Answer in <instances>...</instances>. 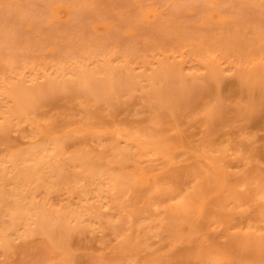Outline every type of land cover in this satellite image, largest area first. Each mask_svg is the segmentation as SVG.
Wrapping results in <instances>:
<instances>
[{
  "label": "rangeland",
  "instance_id": "obj_1",
  "mask_svg": "<svg viewBox=\"0 0 264 264\" xmlns=\"http://www.w3.org/2000/svg\"><path fill=\"white\" fill-rule=\"evenodd\" d=\"M216 10L227 16L228 20L222 23L218 22V17L211 18L208 16ZM153 11H157V15L151 14ZM210 55L214 56L211 57ZM210 58L218 59L217 64L219 65L216 71L212 65L211 68L210 66L207 67V61L210 63ZM260 59H264V0H218V3H214L212 0H0V81H2L0 84V115L3 114L0 116V124L4 123L0 125V138H4L2 139L3 141L0 140V148L2 149L0 156H5L4 154L8 153V149L11 148L12 152L17 149L20 150V147L23 150L31 148L34 145L33 142L49 147L47 144L51 145L49 137L42 136L41 133H51V130H54V132L57 131L55 133L57 134L56 137L62 141L59 143H64L61 145L64 146L66 151V158L69 154L68 157L71 159L74 157L79 160L78 155H81L85 159L80 157V160L91 161V165H89L92 167L97 164V166L101 165L102 169L118 172L119 167L116 169L114 163L111 162H113L118 153H125L126 155L124 147L125 150H128L126 148L132 146L108 132L102 133L103 129H100V127H116L120 124L125 128L124 131L130 128L129 132L126 131L127 134H134V129L137 128L136 131L139 132V136H146L149 132L148 135L173 138L175 131L171 128L170 114L179 115L176 120V126L181 130L182 138H190L196 141V144L199 143V140L209 142L217 139V137L224 138L223 136L226 135L227 131L232 136L233 129H235L233 132L235 135L237 133L240 135V132H244V143H247L246 140L249 136L253 139L259 138L262 141L264 138V70L261 72L262 74L260 73L259 76L254 78L257 83L255 81L251 83V80L254 79L249 80L248 77L246 78L250 81L249 85L246 86L247 88L245 87L246 89L240 87L243 84L238 85L240 80L237 74L239 65L243 64V66L247 67L252 65V60L253 63L254 60L259 61ZM161 65L163 68H160ZM83 72L87 73L84 74ZM245 74H247L246 71ZM47 78L49 79L47 80ZM83 78L88 83L85 82V79L81 80ZM131 79L132 81H130ZM49 80L55 83L49 82ZM116 80L119 81L117 82ZM51 83H54V86ZM84 83L86 84L85 88H80L85 85ZM2 84L4 85L2 86ZM89 85H91V88L86 89ZM252 85L253 89L250 92ZM249 86L250 88H248ZM3 89L7 90L8 94ZM36 89L38 90L36 91ZM40 89L42 90L40 91ZM55 90L57 91L55 92ZM24 91L27 92L26 97ZM39 92L43 93L40 94ZM58 93L60 94L58 95ZM102 96L106 98H102ZM9 97H12V99ZM15 100H19L20 102L16 103L23 105L22 107L26 108L27 113L29 112L26 116L27 119H29L28 117L32 118L31 124L29 120H25L26 118L22 119L17 115L16 118L18 119L14 118L15 115L13 116V114H11L12 116L10 115L13 118L10 119L11 121L9 120L11 117L8 116V112ZM155 101L157 104H155ZM33 102L35 106L32 105ZM32 106L33 108L31 109ZM179 108H182V110L180 111ZM158 110L161 113L167 112L161 115ZM156 113H159L161 118L158 114L157 117ZM207 113L211 114L213 118ZM208 117L209 120L207 119ZM5 122L7 123L5 124ZM16 123L19 128L16 127ZM75 123L76 125H72ZM205 123L210 127H207L208 125L206 126ZM121 126L120 128L122 129ZM21 127L25 128L24 131ZM76 129H79L80 132ZM38 130L41 132H38ZM58 130L62 135L58 133ZM20 132L21 134L24 133V136H21ZM223 132L225 135H223ZM229 133L227 134L228 136H230ZM243 134L240 136H243ZM95 135L97 136L96 138ZM13 136L17 137L14 139ZM72 139L75 140L72 141ZM83 141H85V144H83ZM97 141L99 143H96ZM8 143H14V147L13 145H8ZM90 146L92 149L89 148ZM95 147H98L96 151L93 149ZM106 148L110 149L111 154L106 151ZM99 149L105 150L100 153ZM88 150L95 151L93 154H98L93 155L91 151L90 155ZM81 151H84L85 154L84 152L81 153ZM186 156V154L181 153L178 158ZM107 157H111L110 162L106 159ZM141 160L145 167H151L160 162L153 157H142ZM75 163L78 162L75 161ZM233 163L232 170L234 172H240L244 169V166H240L238 161L233 160ZM129 164L131 167V163ZM128 165L126 164V166ZM112 167L115 168L113 169ZM124 168L126 167L124 166ZM183 169H185L183 162L176 163L171 168L173 172H181ZM63 172L67 177L69 171ZM69 173L72 174L71 171ZM58 180L59 178H57ZM61 183L60 185H62ZM60 185L53 189H58ZM52 190L51 192L53 193ZM58 190H55L56 193L54 192L53 195L51 193L48 194L52 195L51 198L50 196L47 198L51 199L50 204L48 202L45 203L43 200L44 197L42 195L45 198L47 197V193L44 190L39 189L36 191V195H39L37 198L41 199L42 197L41 200L45 203L43 204L41 203L42 201L38 200L35 201L38 205V210L42 212L41 215H45L47 209H49V216L56 213L58 217L61 209L62 211L64 210L63 212L68 210L67 214L72 213L73 210L80 212L86 209V204L80 205L82 201L77 203L81 198L79 193V195L76 194L79 196H76L79 200L71 197L73 194L74 197L77 191L69 194L71 199L64 192L65 190H60V188ZM57 192H59L58 195H56ZM257 202L262 206L255 205ZM257 202L253 203V205L246 204V206L239 209L236 213L232 232L237 231L235 233L244 236L249 230L261 231V223L257 220L254 212L255 209L259 210L258 208L260 207L264 209L262 208L264 207V201ZM219 203L220 201L217 200V208H219ZM72 206L73 208L75 206V208L73 209ZM53 209H55V212L51 214L50 212ZM63 215V217L60 216V219L64 225L58 224V227L63 230V226L67 223H64V221H69L66 224L69 228L65 227L67 231L61 230L59 232L58 228L56 229L54 226L55 229L52 228L51 230L53 231H50L49 234L51 235V232H53V235L57 237L55 239L57 241L53 240L55 237L52 235L51 241L47 240V237L50 236L46 235L47 237H45L42 231L35 232L36 234L33 232L36 237L39 234L37 238L35 235L30 237L32 232L29 233L30 236L28 233L24 235V231L21 228L17 229V234L12 235L13 237L11 236L9 243L5 244L0 241L2 242L0 243V264H58L56 260L61 258L63 254V256L66 254L69 257L67 258L69 263H77V260L81 259L80 264H83L85 259L88 261L87 258L97 254V252L98 254H102L105 250L106 253L111 252L113 245L120 242V237L116 238L115 236L110 237L111 235H107L103 238L97 232L94 233L92 231V233L91 230L95 227L93 224L95 222L89 223L87 222L88 219H86L87 223L85 224V218H83L82 221L80 219L76 221H79V223H76L70 218V215L68 216L64 213ZM73 215H75V212ZM80 221L84 227L79 225ZM89 224H93L94 227L92 228ZM123 224H126V222L122 221L117 224L118 231L122 234L124 231V234L128 235L129 226H123ZM224 225L223 223L218 224V227L216 224L212 225V228L217 227L215 231H218L216 242L225 240L224 236L219 237L220 232L223 231L225 233ZM125 226H127L126 229ZM40 235L44 236V238ZM99 236L102 238L99 239ZM112 238L114 239L113 241H111ZM27 239L29 241H24ZM62 239L64 241L61 242ZM65 239H68L69 242L68 240L66 242ZM17 240L18 242H16ZM52 241L62 243L60 245L61 248L59 246L60 243L54 244ZM109 241L114 244L112 247L109 246L111 249L108 247V250L103 249V251L102 248H107L105 244L109 245ZM154 244L152 246L156 247ZM186 244H183L184 246L182 247L181 243H176V247L173 248L176 251L174 253H181L185 247L188 248ZM177 245L179 250H176ZM55 247L58 250L60 249L61 254L64 252L56 260L50 254L54 252V250L52 252V249ZM57 249L55 248V250ZM58 253L59 251L56 254ZM109 256L111 255L107 257Z\"/></svg>",
  "mask_w": 264,
  "mask_h": 264
},
{
  "label": "bare ground",
  "instance_id": "obj_2",
  "mask_svg": "<svg viewBox=\"0 0 264 264\" xmlns=\"http://www.w3.org/2000/svg\"><path fill=\"white\" fill-rule=\"evenodd\" d=\"M212 1L214 3H218V0H212ZM42 7H43V5H42ZM33 12H34V10H33ZM152 13L157 15L158 12L153 11V12H151V14ZM208 16L211 18H214L216 16V17H218V22H222V23H224L225 21L228 20V17L225 16L219 10H216L215 12L210 13ZM4 34H5V32H4ZM3 39H5V37H3ZM213 56H211V57H213ZM217 60H218L217 58H215V59L210 58V63L207 61V63H208L207 67L210 66V68H211V65H212V67L216 68V69L214 68V70L216 71L217 67L219 65V64H217V62H218ZM252 61H251L252 65H248L247 67L243 66V64L238 66V69H237L238 73L237 74H238L239 80H240V82H238V85L243 84V86H240V87L245 88L246 86H248L249 85L248 83H250V81H248V79L251 80V79L256 78L264 70V59H260L259 61L254 60L253 63H252ZM121 62H123V61H121ZM86 63H88V62H86ZM118 66H120V65H118ZM160 68H163L162 65ZM113 70H114V68H113ZM62 71H63V69H62ZM157 71H158V69H157ZM245 71L247 72V74H245ZM89 72H90V70H89ZM242 72H244V73H242ZM85 73H87V72H85ZM119 74H120V72H119ZM125 74H127V73L125 72ZM59 75H61V74L59 73ZM151 75H152V73H151ZM86 76H87V74H86ZM92 77H94V76H92ZM106 77H108V76H106ZM220 77H221V75H220ZM247 77H248V79H246ZM78 78H80V77H78ZM115 78H117V77H115ZM115 78H114V80H115ZM48 79L49 78H47V80ZM50 79H51V76H50ZM84 79L85 78H83L81 80H84ZM118 79L120 80L119 77H118ZM139 79H141V78H139ZM169 80H171V79H169ZM107 81H108V79H107ZM130 81H132V79ZM252 81H255V79L251 80V83H252ZM49 82H54V81L49 80ZM85 82H87V80ZM244 82L247 83V85H245ZM1 83H2V81H0V84ZM22 83H23V80H22ZM105 83H106V81H105ZM255 83H257V81H255ZM3 85L4 84H2V86ZM85 86H86V84L83 87L82 86L81 87L79 86V87L85 88ZM252 87H253V85L251 86L250 92L253 89ZM13 88H14V86H13ZM88 88L90 89L91 85L87 86L86 89H88ZM248 88H250V86ZM27 89H28V87H27ZM37 90L38 89H36V91ZM41 90L42 89H40V91ZM103 90H105V89L103 88ZM6 91L7 90H4V92H6ZM56 91L57 90H55V92ZM44 92H46V91H44ZM55 92H53V93H55ZM6 93L8 94V91ZM26 93L27 92H25V94ZM39 93L41 94L43 92H39ZM89 93H91V92H89ZM164 93H163V95H164ZM47 94H48V92H47ZM59 94L60 93H58V95ZM55 95H56V93H55ZM26 96H27V94L25 95V97ZM253 96H252V98H253ZM2 97H3V95H2ZM12 97H13V95H12ZM12 97L11 98L9 97V98L12 99ZM43 97H45V96H43ZM92 97H93V95H92ZM104 97L102 96V98H104ZM164 97H166V96H164ZM164 97H162V98H164ZM182 98H184V97L182 96ZM27 99H28V97H27ZM91 99H93V98H91ZM5 100L7 101L6 97H5ZM154 100H156V99H154ZM21 101H22V99H21ZM156 101H155V104H157ZM16 102L19 103L20 101L15 100V103L12 105L11 109H9V112H8L9 115L8 116L11 117L12 116L11 114H13V116L15 115L14 118H16V115L19 118L21 117L22 119L26 118L25 120H29V122L31 124L32 118L28 117L29 119H27V116H26V115H28L29 112L27 113V110H25L26 108L22 107L23 105L21 106L20 104H18ZM29 104H30V102H29ZM34 104L35 103L33 102L32 105H34ZM32 108H33V106L31 107V109ZM168 108H169V105H168ZM179 109H180V111L182 110V108H179ZM3 110H5V109H3ZM30 110H28V111H30ZM159 110H161V109H159ZM31 111H33V110H31ZM166 112L164 111V113H166ZM178 112H176V113L179 114L180 112L179 113ZM212 112H213V110H212ZM164 113H161V115ZM157 114L159 115V113H156L155 115H157ZM208 114L209 113H207V115ZM249 114H250V112H249ZM252 114H251V117H252ZM2 115H0V116H2ZM158 115H157V117H158ZM30 116H32V115H30ZM209 116L212 117L211 114H209ZM3 117L7 118L6 116H3ZM108 117H107V119H108ZM159 117L161 118L160 115H159ZM178 117H179V115L176 116L175 114L169 115V119L172 122L171 128H172V130L174 129V131H175L174 132L175 136L173 138H165L163 136H157V135L156 136L148 135L149 132H148V134H146V136H139L140 135L139 132L136 131L137 128L134 129V134H129V133L127 134L126 131L129 132L130 128L127 129V127H126L127 130L124 131L125 128L122 127L120 124L119 125L122 127V129L120 128L119 125L116 127L109 126L107 128H106V126H103L102 128L100 127V129L104 130V131L102 130V133L108 132V133L112 134L113 136L121 139V141L124 140L126 142V144H129L132 146L129 148L127 147L126 149H128V150H125V147H124V152H126V155H125V153H118L116 158L114 160L112 159L113 162H111V163H114V166H116V169L119 167L118 172L102 169L103 167H101V165L97 166V164L92 167V166H90L91 161L89 162V160H87L88 161V163H87L86 160H83V159L80 160V157L85 159V157H82L81 155L80 156L78 155L79 160H78V158H74V157L71 159L70 157H68L69 154L67 155V158H66V153H65L66 151L64 150V146H62L64 143L63 144L61 143L62 145L59 143L62 141H60V139L58 137H56L57 134H55V133H57V131L54 132V130H51L52 131L51 133H47V132L46 133L42 132L43 134L41 133L42 136L49 137L50 140L47 138L49 140V142L51 143V145H49V143H47L49 147L44 146L43 144H39L37 142H33L34 145H32V147H31L32 149L26 148L27 150L26 149L23 150L20 147L21 151L17 149L16 151L13 150V152H12V150H11L12 148L11 149L6 148L9 150V152L7 151L8 153L4 154L5 156H0V241H3L5 244L9 243L8 241L10 240L11 236L12 235L14 236V234H17L16 233L17 229H20V228L22 231H24V233H23L24 235L27 233L29 235V233L32 232L31 236L29 235L30 237L35 235L36 234L35 232L42 231L44 233L43 235H45V237H47L46 235L50 236V237H47V240L49 239V241H51L50 240L51 235L53 237H55L53 235V232H51L52 234L49 235L50 231H53L51 229L52 228L53 229L58 228L57 230L59 232H61V230H62V229H60V227H58L59 226L58 224L64 225V224H62L61 219H60L61 217L64 216L63 215V213H64L68 216L70 215L71 216L70 218H72V220H74L75 222L77 220H80V219L82 221L83 218H85L84 219L85 224L87 222H89V223L95 222V223H93L95 225V227L93 224L92 225L89 224L92 226V228L94 227L92 230L91 229L90 230H91V232L93 231L94 233L97 232L100 236H103V238H104V236H107V235L108 236L111 235L110 237L115 236L116 238L120 237V242L118 244L115 243L116 245H113L114 243L111 244V242L109 241V243L111 245L105 244V246L107 245V248H102V250L103 249L108 250V247L109 246L112 247V245H113L111 252L108 251L109 253H106L105 252L106 250L105 251L103 250L104 251L102 253L103 255L98 254V252H97V254H94L91 257L89 256L90 258L89 257L87 258L88 261H86V259L84 258L85 259L84 261L86 264L87 263L88 264H264V209H261V207L259 206L260 207V208H258L259 210L255 209V212H254L255 213L254 215L256 216L257 220L261 223V227H260L261 231L249 230V232L246 233L244 236H242V234L235 233L237 231H235V232L231 231L235 225L236 213L239 211L240 208L246 206V204L253 205V203L255 204V202H257V201H260V202L264 201V173H263L264 172V164H263L264 163V138L261 141L259 138L253 139V138H250V136H249V138H247V140H246L247 143H244L245 142V136L243 134L244 132H240V135L243 134V136H240L239 133H237L235 135V133H233L235 131V129H233L232 134L234 136L233 135L231 136L230 133L227 131L226 135L223 132V135H225L226 138H225V136H223L224 138H218L217 137V139H213L209 142L199 140V143L196 144V141H194L190 138H182V135L180 134L181 130L176 126V124H177L176 120L178 119ZM211 117H210V119H211ZM12 118L13 117L9 118V120ZM16 119H18V118H16ZM152 119H153V117H152ZM207 119L209 120V117ZM109 120H112V119H109ZM154 121L155 120L153 119V122ZM20 122H21V120H20ZM6 123L7 122H5V124ZM2 124H4V123L2 122L0 125H2ZM208 124H209V122H208ZM208 124H206V126ZM72 125H76V123L72 124ZM79 125H81V124L79 123ZM209 125L207 127H210ZM16 127H18V124L16 125ZM53 127H55V126H53ZM239 128H241V127H239ZM24 129H23V131H24ZM58 129H60V128H58ZM86 129L88 130V128H86ZM91 129L93 130V128H91ZM69 130L71 131V129H69ZM241 130H239V131H241ZM12 131H14V130H12ZM38 132H41V131L38 130ZM79 132H80V130H79ZM123 132H125L126 134ZM18 133H19V131H18ZM58 133H59V130H58ZM150 133H151V131H150ZM228 133L230 136L227 135ZM20 134H21V132H20ZM22 134H21V136H24V133H22ZM59 134L62 135L61 133H59ZM70 134H72V133H70ZM88 134H87V136H88ZM100 135H102V134H100ZM16 137H14V139ZM80 137H81V135H80ZM96 137L97 136L95 135V138ZM101 137H103V136H101ZM56 138H58V139H56ZM83 138H85V137H83ZM2 139H4V138H2ZM2 139L0 138V140H2ZM26 139H28V138H26ZM261 139H262V137H261ZM74 140L75 139H72V141H74ZM102 140H104V139L102 138ZM6 141H8V140H6ZM72 141H70V142H72ZM98 141H99V139H98ZM98 141L96 143H99ZM259 141H261V142H259ZM84 142L85 141H83V144H85ZM104 142H107V141H104ZM9 144L10 143H8V145ZM16 144H17V142H16ZM102 144H103V141H102ZM105 144H107V143H105ZM10 145H13V147H14V143H12ZM129 145H125V146H129ZM2 146H3V144H2ZM91 146L89 148H91ZM18 147H15V148H18ZM29 147H30V145H29ZM89 148H87V149H89ZM96 148H98V147H95L93 149L96 151ZM108 148H106V151L110 150ZM1 150L2 149L0 148V151ZM3 150H4V148H3ZM10 150H11V152H10ZM104 150L99 149V152L101 151L100 153H102V151L104 152ZM91 151L88 152L90 155H91ZM95 151H92V154ZM82 152H84V151H81V153ZM9 153H11V154H9ZM181 153L186 154L187 156L183 157V158H178L179 154H181ZM1 154H3V153H1ZM84 154H85V152H84ZM84 154H83V156H84ZM97 154H93V155H97ZM106 154H107V152H106ZM110 154H111V152H110ZM112 154H114V153H112ZM123 155H125L126 157L125 156L123 157ZM104 156L106 157V155H104ZM71 157H72V155H71ZM142 157L157 158L158 161H160V162L157 165H154L151 167H145L143 165V161L141 160ZM110 158L111 157L106 158L108 160V162H110ZM95 159H97V158H95ZM98 159H99V157H98ZM233 160L238 161L240 166L243 165L244 169L240 172H234L232 170V167L234 166ZM75 161L78 163H75ZM108 162H105V163H108ZM182 162L184 163L185 169H183L181 172H173L171 170V168L174 164H176V163L179 164ZM111 163H109V164H111ZM128 163H131V167H130V164L128 165ZM126 164L129 166V169H128V166H126ZM124 166L128 170L126 168H124ZM64 167H65V169H64ZM68 168H69V170H67ZM261 169H263V170H261ZM63 171H65V172L71 171L72 174H70L68 172L69 175L67 174V177H66V174ZM57 178H59L58 181H57ZM61 181H62V183H61ZM57 183H59V184H57ZM60 183L62 185H60ZM59 185H60V187H59L60 190L61 189H63V191L65 190L64 192H66L67 195L73 194L74 192L77 191V193H75L74 197H73L74 194L72 196L69 195V197L71 196L72 198L75 199L76 196L80 194L79 196L82 199L80 198V201H77V203L78 202L80 203L82 201L80 203V205L86 204L87 205L86 209L80 211V208H79L80 212H78V210L77 211L73 210V212L72 213L70 212V214L69 213L67 214L68 210H67V212H63L64 210L62 211V209H61L60 215L58 214L59 217L57 216L56 213L53 214L52 216H49V214H48L49 209H47V213L45 212V215H41L42 212H40L38 210V205L36 204L35 201L38 200L40 202L42 201L41 203H43V204H45L47 202H48V204H50L51 203L50 198L53 195V193L55 192V190L59 191L58 190L59 188L58 189H53V188H56ZM39 189L44 190L47 193L46 198L44 195H42V197H44L43 200L45 203L43 202V200H41L42 197H41V199L37 198V196H39V195H36V191ZM51 190L53 191V193L51 192ZM49 193H51L52 195L51 196L48 195ZM58 193L59 192H57L56 195H58ZM48 196H50L49 199H47ZM79 196H77V197H79ZM70 198H68V199L70 200ZM76 199L79 200V198H76ZM45 200H48V201H45ZM217 200L220 201L219 208L216 207L217 206L216 205ZM56 201H58V200H56ZM74 203H76V202H74ZM89 203H91V204H89ZM257 203L255 205H257V206L261 205L260 203H258V204ZM56 205H58V204L56 203ZM65 205H67V204H65ZM72 205H74V204H72ZM72 208H73V206H72ZM74 208H75V206H74ZM262 208H264V207H262ZM67 209H68V207H67ZM87 209H88V211H87ZM54 210L55 209H53L50 213L52 214L53 212H55ZM69 210H70V208H69ZM219 210H220V212H219ZM74 212H75V215H73ZM76 212H78V213H76ZM61 213L63 216L61 215ZM72 215L74 218L72 217ZM224 217H225V219H224ZM86 219H88L87 222H86ZM81 221H80L79 225L83 226V224H81L82 223ZM122 221L126 222V224H123V226L124 225L129 226V228H128L129 234L128 235L126 233H125L126 234L125 235L124 231H123V234L118 231L117 224L119 222H122ZM65 222H67V223H65ZM68 222L69 221H64L65 226H63L64 228L61 227V228H63L62 231H67L65 229V227H67V229L69 228V226L66 225V224H68ZM76 223H79V221ZM144 223H146V224H144ZM217 223L218 224H222V223L225 224L224 225L225 233L223 231L219 233V237H223V236L225 237L224 241L216 242V237H217L218 231L216 232L215 230L218 227ZM214 224H216L217 227L212 228V225H214ZM54 226H55V228H54ZM126 227L127 226H125V229H126ZM33 232L35 234H33ZM38 235H37V237H38ZM40 236H42V235H40ZM100 236H99V239L102 238ZM35 237H36V235H35ZM15 238H18V237H15ZM42 238H44V236H42ZM97 238H98V236H97ZM97 238H96V240H97ZM55 239H57V237L53 238V240H55ZM22 240H23V238H22ZM66 240H68V239H65V241ZM113 240L114 239L112 238L111 241H113ZM24 241H29V240L27 239ZM55 241H57V240H55ZM62 241H64V240L62 239L61 242ZM152 241H153V243H151ZM16 242H18V240ZM68 242H69V240H68ZM85 242H87V241H85ZM0 243H2V242H0ZM52 243L56 244L58 242L52 241ZM72 243H73V241H72ZM176 243H178V244L181 243L182 247L184 246L183 244L187 243L186 245L188 246V248L185 247L186 249L184 248L185 250L183 249L181 253H178V251H177L178 254H175L174 253L175 249L173 250V248L176 247L175 246ZM19 244H20V242H19ZM47 244H48V242H47ZM51 244H49V245H51ZM61 244L62 243H60L59 246ZM152 244H154L156 247L152 246ZM16 245H18V244L16 243ZM59 246L57 245V247H59ZM102 246H104V245H102ZM179 246H181V245H179ZM7 247H9V246H7ZM10 247H12V246L10 245ZM57 247H55V248L57 249ZM111 247H109V248L111 249ZM55 248L52 249V252H53V250H54V252L50 253V254H52L53 255L52 258H54L56 260L57 258L61 257V255L64 252H62V254H61L60 249L55 250ZM60 248H61V246H60ZM3 250H4V248H3ZM172 250H173V253H172ZM176 250H179L178 245H177ZM58 251H59L58 254H60V255L56 254ZM63 251H65V250H63ZM82 251H83V249H82ZM55 254H56V256L54 257ZM107 254L111 255V256L107 257L108 256ZM63 255H62L63 259L61 257V258H59L61 260H59V259L56 260L58 264L61 263L62 261H63L62 262L63 264H80L82 261L81 259H79V260H77V263H69V260L67 259L69 257H67L65 254V256H66V258H65V256H63ZM64 258L67 260V262ZM52 261H53V259H52ZM85 263H83V264H85Z\"/></svg>",
  "mask_w": 264,
  "mask_h": 264
}]
</instances>
